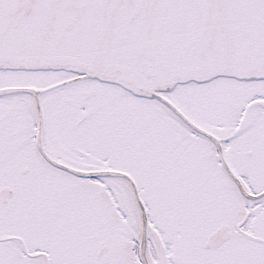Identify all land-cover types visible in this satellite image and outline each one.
<instances>
[{
    "label": "snow or ice",
    "instance_id": "1",
    "mask_svg": "<svg viewBox=\"0 0 264 264\" xmlns=\"http://www.w3.org/2000/svg\"><path fill=\"white\" fill-rule=\"evenodd\" d=\"M0 264H264V0H0Z\"/></svg>",
    "mask_w": 264,
    "mask_h": 264
}]
</instances>
